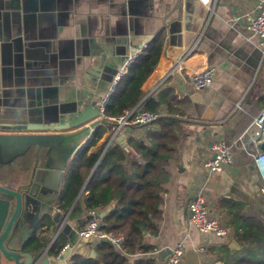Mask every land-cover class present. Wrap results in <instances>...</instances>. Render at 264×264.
<instances>
[{
  "label": "crops",
  "instance_id": "crops-1",
  "mask_svg": "<svg viewBox=\"0 0 264 264\" xmlns=\"http://www.w3.org/2000/svg\"><path fill=\"white\" fill-rule=\"evenodd\" d=\"M256 3L257 0H0V126L11 130L58 133L56 127L72 121L84 109L99 105L131 51L139 47L144 50L157 36H163L155 65L158 71H152L143 82L140 96L151 91L149 98L157 100L160 92L169 91L167 97L183 101L175 105L174 112L181 114L184 130L177 156L167 165L159 234L145 238V243L155 250L127 256L130 264L138 259L164 264L166 258L161 261V253L177 244L184 251L181 264H212L214 259L220 260L226 247L240 251L242 246L233 238L229 226L228 207L264 223L262 178L255 166L251 168L250 159L239 154L233 165L217 173L203 167L210 155V143L216 138L232 139L246 113L244 108L253 106L264 93V55L257 38L245 27L246 15L256 12ZM207 68H213L211 86L195 90L189 83L191 75ZM160 107L163 112L167 110L164 104ZM157 127L155 122L127 136L145 139L147 132ZM110 128L97 127L93 134L83 135L82 142L88 141V146L103 129L105 133L97 146L105 143L106 151L116 145L113 142L106 146ZM76 131L69 129L66 134ZM140 135L143 137L138 138ZM74 162L68 166L61 190ZM199 189L229 229L227 239L201 234L188 224L187 204ZM112 208L113 203L91 212L101 221ZM89 213L83 210L81 217L68 220L64 229L74 241L73 250L79 253H94L89 245L94 247L99 242L80 241L77 237L81 224L86 225L91 218ZM60 214L62 217L64 213ZM232 241L240 250L229 248ZM205 244L207 254L202 255L198 248ZM121 245L114 246L121 250ZM70 262L71 259L64 264Z\"/></svg>",
  "mask_w": 264,
  "mask_h": 264
},
{
  "label": "trees",
  "instance_id": "trees-1",
  "mask_svg": "<svg viewBox=\"0 0 264 264\" xmlns=\"http://www.w3.org/2000/svg\"><path fill=\"white\" fill-rule=\"evenodd\" d=\"M163 42V36H157L131 64L127 76L108 100L106 116L118 117L141 99L140 87L153 71ZM167 93L169 91H162L157 100L148 98L143 103L144 110L160 115L156 121L157 129L148 131L145 139L127 136V151L119 145H112L104 151L105 143L97 146L105 133L100 129L70 166L57 208L68 214L69 221H75L81 217L83 210L91 212L107 208L113 203V208L101 220L99 232L124 238L121 250L106 241H99L94 247L88 244L97 258L77 253L72 256L71 264H130L127 256L148 254L155 250L145 243V238H155L159 234L162 186L169 175L167 165L177 156L184 130L181 114L174 112L175 105L179 102L181 105L183 101L167 97ZM184 102L187 103V99ZM161 104L167 108L164 112ZM262 109L264 93L253 106L244 108L246 113L232 139L237 138ZM91 148L95 149L88 153ZM226 212L233 238L242 248L240 251H231L226 247L220 253V260L224 264H264V223L242 211H233L231 207ZM83 226L81 224L80 227ZM55 232L56 226L50 219L42 220L25 243L23 252L46 250ZM69 242L70 236L60 233L48 248L47 254L52 258L57 257ZM132 264L154 262L151 259H138Z\"/></svg>",
  "mask_w": 264,
  "mask_h": 264
},
{
  "label": "water",
  "instance_id": "water-1",
  "mask_svg": "<svg viewBox=\"0 0 264 264\" xmlns=\"http://www.w3.org/2000/svg\"><path fill=\"white\" fill-rule=\"evenodd\" d=\"M97 107L81 111L75 119L56 127L58 133H26L0 126V264H64L76 250L67 249L52 258L48 248L60 233H65L67 221L56 212L63 177L86 147L83 135L93 134L97 127H112L113 122L97 118ZM69 129H77L66 134ZM65 131V132H64ZM132 128L124 129L114 143L127 151L126 138ZM264 151V142L261 144ZM254 168V165H251ZM50 219L56 232L46 250L23 252L36 227L44 219ZM90 219V218H89ZM67 234V233H66ZM73 239L69 244H73ZM232 250H240L235 241L229 244ZM84 251V250H83ZM170 249L160 255L164 261ZM82 254L95 257L85 250Z\"/></svg>",
  "mask_w": 264,
  "mask_h": 264
},
{
  "label": "built area",
  "instance_id": "built-area-1",
  "mask_svg": "<svg viewBox=\"0 0 264 264\" xmlns=\"http://www.w3.org/2000/svg\"><path fill=\"white\" fill-rule=\"evenodd\" d=\"M201 1L207 3L209 0ZM245 27L255 38H257L258 47L264 55V0H257L256 12L246 15ZM142 51L143 48L139 47L130 52L124 63L112 78L106 95L101 99L97 106V118H104L114 123L109 129V133L106 134V146L113 143L114 140L123 133L124 129L132 128L133 130H136L153 126L160 116L158 113H152L142 109L143 103L149 98L151 91L144 93L134 106L125 110L124 113L118 117H108L105 114L106 105L110 96L114 93L122 79L128 74L131 64ZM190 51L191 49L184 54L183 58L187 57ZM181 60L182 58L180 59V63ZM154 71H158L156 66L153 69V72ZM213 76V68H207L203 71L193 73L190 77L189 83L195 90H201L211 86ZM237 110H240V112L242 111L239 106ZM142 137L143 135H140L138 138ZM263 142L264 109L253 118L252 122L237 138L229 140L222 138L214 139L210 143V155L207 160L203 162V167L210 173L222 172L233 165L239 154H244L247 158L253 161V165L258 169L262 178L260 192L264 194V151L261 149V144ZM56 212L60 213V210L56 208ZM89 216L91 218L87 221L86 225L77 232V237L80 241L95 239L96 241L110 242L117 247L121 245L123 241L122 237L99 232L101 221L95 212H90ZM62 217L61 224L63 226L67 221V215L63 214ZM187 222L188 224L193 225L199 233L211 234L220 240L227 239L230 235L229 229L221 220V216L212 210L203 191L200 189L193 194L187 204ZM67 249H72L71 244L67 243L61 249L60 253H64ZM198 250L202 255L207 254V245H202ZM183 256V247L181 244H177L170 250L164 264H181ZM212 264L224 263L219 259H214Z\"/></svg>",
  "mask_w": 264,
  "mask_h": 264
},
{
  "label": "rangeland",
  "instance_id": "rangeland-1",
  "mask_svg": "<svg viewBox=\"0 0 264 264\" xmlns=\"http://www.w3.org/2000/svg\"><path fill=\"white\" fill-rule=\"evenodd\" d=\"M251 163H252V165H253V161L251 160Z\"/></svg>",
  "mask_w": 264,
  "mask_h": 264
}]
</instances>
